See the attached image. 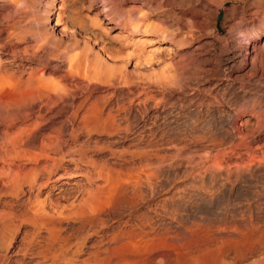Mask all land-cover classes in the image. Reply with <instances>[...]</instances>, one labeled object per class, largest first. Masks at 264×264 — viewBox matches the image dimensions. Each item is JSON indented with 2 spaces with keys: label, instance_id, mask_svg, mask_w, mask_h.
<instances>
[{
  "label": "rangeland",
  "instance_id": "1",
  "mask_svg": "<svg viewBox=\"0 0 264 264\" xmlns=\"http://www.w3.org/2000/svg\"><path fill=\"white\" fill-rule=\"evenodd\" d=\"M23 2V22L63 39L45 76L83 88L64 97L65 113L39 119L63 131L46 152L63 158L58 193L37 189L50 157H13L0 112V264H264V0ZM77 97L113 129L81 126L97 115H72ZM86 167L107 172L112 194L72 213ZM28 169L31 190L16 180ZM36 194L50 216L34 212Z\"/></svg>",
  "mask_w": 264,
  "mask_h": 264
},
{
  "label": "bare ground",
  "instance_id": "2",
  "mask_svg": "<svg viewBox=\"0 0 264 264\" xmlns=\"http://www.w3.org/2000/svg\"><path fill=\"white\" fill-rule=\"evenodd\" d=\"M23 1L24 0L21 2ZM21 2H19V0H0V112H5L6 115H10L9 120L2 123L1 127L3 131H1L3 132V136L5 134V143L10 142L8 139L12 133L15 136L14 140L11 141L13 157L20 159L27 155V159L33 157V160H36L38 156H40V158L50 157L51 167L48 169L47 179L40 182L37 189L39 190L40 187H45L48 183H50L51 186H49V188H54V190L56 189L55 191L58 193L62 189L64 183L66 184L64 180H60L61 174H57V171L61 166L60 162L63 158L62 156L51 157V154V156H48L47 151L58 152L62 143L63 131L59 129L52 131H47L45 129L42 130L40 128L41 120L39 121V119L47 112L54 111L56 114H59L66 111L64 97L70 96L71 99L75 98L73 91L75 88L82 87V84L77 80L73 84H62L61 82L53 80L52 78L50 79L49 76V78L45 76V70L47 67H49L50 63L49 57L51 58L49 55L59 52L61 45L64 46L62 44L63 39L55 37L53 34H51V30L49 31L43 24H38L36 26V24L31 25V23H29L30 21H28L30 25H28L26 22H23V20L26 19L25 16H27L26 13L29 10L28 9L26 12V9H23L25 5L27 7L30 2L26 1L28 4L23 2L25 3L24 5H22L23 3L21 4ZM3 10H5V13L1 12ZM31 28H34V31L32 34L30 33L31 35L29 34L30 36L28 38V36H26L27 34L25 35V33H29ZM23 41L25 42L23 43ZM74 61L75 59H69L68 63L70 70L74 69L75 65L78 64V62L75 64ZM191 75L192 73H189L188 71V73L184 75V78L191 81L193 79ZM161 77L164 76L161 75ZM176 86H178V84ZM75 100L77 101L78 97ZM74 101H72V109L75 107L76 108L71 110L72 115L76 116L78 110L80 109H85L84 114L86 115L91 112H94L97 115L95 121L89 122L85 119L81 126L85 128L92 126V129H100L104 131H111L113 129L114 124L111 122V119L102 117L103 111L101 105L92 103L86 107L84 104L85 99H82L80 102L77 101V103ZM16 117H22L23 120L16 124V129L13 132H10L9 128L14 123V120H16ZM73 127L74 126H72V128ZM72 128H70L71 136L74 129ZM28 147L36 148L39 153H34V156L33 153H31L32 151L29 150L30 153L27 154V151L24 152L23 150ZM22 152L24 154H22ZM79 156L81 158V155ZM82 159L84 160V158ZM98 167L101 166L98 165ZM92 169L94 168L92 167ZM29 170L30 169H28L26 172L27 174L23 175L22 177L16 175V180L24 182L31 190L33 189L34 182L36 183L37 179L35 181L36 176L31 174L33 171L28 173ZM102 171L96 168L94 172H92L88 170V167H86L84 173H82L83 171L79 172L83 176V186L81 187L77 196L79 198L77 199L76 197L74 201H70L71 203L67 204L69 207L68 209L72 213L83 214L85 212V208H92L94 210L99 204L103 203L102 205H104L105 203L109 202L114 183L111 178H108L107 172L104 170ZM153 172L155 173L156 171ZM33 173L35 174V171ZM52 173L53 175H57L51 176ZM66 173L68 175L70 172L67 171L65 174ZM98 175H101L99 177L103 176V179L101 180L104 181L102 182L103 184H97L95 178L98 177ZM52 177L53 179H51ZM84 182H87L88 184ZM47 195L49 196V194ZM38 196L39 194H36L35 196L33 195L31 197V203L34 206V212H36L39 216H50L42 206V201H44V199L39 200ZM100 197H104V200L99 201L102 200L99 199ZM43 204L45 203L43 202ZM64 255L65 249L61 246L55 248L52 253V257L55 259L65 258L66 255Z\"/></svg>",
  "mask_w": 264,
  "mask_h": 264
}]
</instances>
